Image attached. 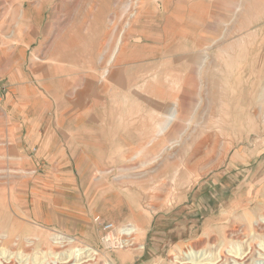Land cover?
<instances>
[{
  "label": "rangeland",
  "instance_id": "rangeland-1",
  "mask_svg": "<svg viewBox=\"0 0 264 264\" xmlns=\"http://www.w3.org/2000/svg\"><path fill=\"white\" fill-rule=\"evenodd\" d=\"M0 25V264H264V0H0Z\"/></svg>",
  "mask_w": 264,
  "mask_h": 264
},
{
  "label": "bare ground",
  "instance_id": "bare-ground-1",
  "mask_svg": "<svg viewBox=\"0 0 264 264\" xmlns=\"http://www.w3.org/2000/svg\"><path fill=\"white\" fill-rule=\"evenodd\" d=\"M1 225V224H0ZM126 229V228H125ZM131 230H134V231H136V228L135 227H131ZM126 231V233H127V230H125ZM121 232V231H120ZM125 236H127L126 238V240H124V242H119V239L121 238L120 236H119V234L115 237V239H113V240H104V243H105V246L107 247V248H110V247H114L115 246V244H117V246H121L122 247V249H126V248H133V246H134V243H132V234L130 233V234H126V235H124V237ZM3 237V236H2ZM116 247V246H115ZM120 247V248H121ZM78 251L79 250H81L82 252L81 253H83V254H86V258H89L90 257V259H87V260H85L84 262H81V263H77V261L75 262V263H72L71 261H67V262H65V263H63V264H97L99 261H98V259H97V257L95 256V257H93V256H90V254L91 253H93L94 255H96L90 248H84V247H80L79 249H77ZM74 255V254H73ZM76 255H78V254H76ZM76 255H74V256H76ZM123 255V254H122ZM70 256H72V255H70ZM70 256H69V259H70ZM80 256H82V255H80ZM79 257V256H78ZM76 258V257H75ZM83 258V257H82ZM81 258V259H82ZM68 259V260H69Z\"/></svg>",
  "mask_w": 264,
  "mask_h": 264
},
{
  "label": "built area",
  "instance_id": "built-area-1",
  "mask_svg": "<svg viewBox=\"0 0 264 264\" xmlns=\"http://www.w3.org/2000/svg\"><path fill=\"white\" fill-rule=\"evenodd\" d=\"M0 28H1V25H0Z\"/></svg>",
  "mask_w": 264,
  "mask_h": 264
}]
</instances>
